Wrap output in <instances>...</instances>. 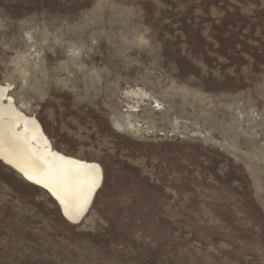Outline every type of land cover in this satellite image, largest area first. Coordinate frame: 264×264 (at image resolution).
Returning <instances> with one entry per match:
<instances>
[{
	"label": "rangeland",
	"instance_id": "374dc122",
	"mask_svg": "<svg viewBox=\"0 0 264 264\" xmlns=\"http://www.w3.org/2000/svg\"><path fill=\"white\" fill-rule=\"evenodd\" d=\"M0 83L104 170L72 223L0 161V264H264V0H0Z\"/></svg>",
	"mask_w": 264,
	"mask_h": 264
},
{
	"label": "bare ground",
	"instance_id": "6f19581e",
	"mask_svg": "<svg viewBox=\"0 0 264 264\" xmlns=\"http://www.w3.org/2000/svg\"><path fill=\"white\" fill-rule=\"evenodd\" d=\"M11 89L10 83H0V161L46 190L68 221L81 222L103 185L101 164L58 150L42 122L18 105Z\"/></svg>",
	"mask_w": 264,
	"mask_h": 264
},
{
	"label": "snow or ice",
	"instance_id": "6c2138e0",
	"mask_svg": "<svg viewBox=\"0 0 264 264\" xmlns=\"http://www.w3.org/2000/svg\"><path fill=\"white\" fill-rule=\"evenodd\" d=\"M30 179H31V177H29ZM93 186H95L94 184H93ZM69 195H71V193H69Z\"/></svg>",
	"mask_w": 264,
	"mask_h": 264
}]
</instances>
